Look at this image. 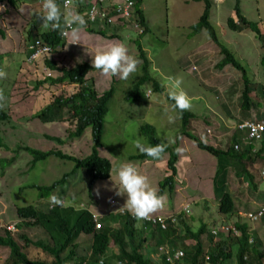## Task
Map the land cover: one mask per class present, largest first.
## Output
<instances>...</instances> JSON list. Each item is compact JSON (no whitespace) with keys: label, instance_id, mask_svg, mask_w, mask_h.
Returning a JSON list of instances; mask_svg holds the SVG:
<instances>
[{"label":"rangeland","instance_id":"1","mask_svg":"<svg viewBox=\"0 0 264 264\" xmlns=\"http://www.w3.org/2000/svg\"><path fill=\"white\" fill-rule=\"evenodd\" d=\"M210 1L208 20L218 40L244 66L251 82L264 84V64L260 61L264 57L263 42L250 30L232 31L227 28L225 21L227 17L233 16L234 0ZM238 2L242 15L256 21L264 33V0H238ZM140 7L148 26L144 35L137 38L134 31L121 29V40H105L83 30L88 35L81 33L77 47L68 44L62 49L61 60L68 67L82 61L92 64L98 50L112 43H123L128 48L129 55L135 57L140 64L135 46V40L138 39L150 61L149 75L158 82L162 90L148 94L147 89H150L143 84L139 89L138 100L128 102L123 97L140 74L139 64L137 72L127 80L105 77L95 68L89 71L85 79L92 80L97 95L106 90L112 78L114 79V92L103 118V132L100 147L97 149L99 155L110 162L109 177L95 180L91 185V196L87 197V176L82 169H75L62 184L56 186L47 196H43L41 201L35 198L37 191L29 185H49L63 173L70 172L73 163L66 159L48 156L29 167L30 155L19 148L26 145L39 150H60L64 154L82 158L89 154L91 149L90 127H86L78 137L69 138L67 134L73 126L59 120L56 111L51 110L50 107L47 108L48 121L36 116L54 96L67 95L73 92L76 86L63 83L43 84L34 88L33 82L42 76L39 68L26 62L21 63L20 71L13 68L17 66L14 59L17 51L21 53L24 51V38L20 27L32 21L37 13V4L35 0H21L15 8L1 11L0 29L4 30L5 38L0 37V53L9 52L11 56L8 59L10 64L5 63L6 66L0 70L6 73L5 78H0V90L4 97L0 100V109L8 114V119L0 120V140L7 145V148H0V159L13 156V160L12 163L4 161L0 163V224L10 226L11 223L21 222L15 212L16 206L35 204L42 208L43 204L49 202L51 195H56L66 202L81 204L84 208L101 215L119 210L127 211L121 208L127 197L117 196L115 194L117 189L114 187H119L117 171L121 165L132 163L141 174L148 177L156 189L158 181L168 173L165 167L166 153L156 161L128 159V155L139 152L135 147L136 141L148 146L139 131V126L144 123L153 126L155 136L160 142L167 143L168 146L175 145L176 149H183L179 154L176 151L178 158L175 188L170 194L164 191L162 195L166 196L165 207L153 215L163 217L187 203L190 211L185 221L190 222L193 229L198 221L212 223L214 219L212 209L217 204L211 188L215 158L198 149L191 139L179 132V117L165 98V95L173 90L170 78L182 79L181 89L188 95L192 104L188 111L197 116L189 122L188 131L205 139V143H211L218 148H225L228 144L232 133L231 126H235L237 120L244 118V114L250 118L254 115L255 109L263 110L264 102L255 92L250 93L251 100L257 101L258 107L241 111L239 72L229 65L222 70L217 69L215 63L221 58L219 48L203 29L192 33L190 26L197 21L202 12V1L142 0ZM69 13L64 12L65 16ZM191 65H194L193 70ZM232 82L236 83L237 91L230 90V93L228 88L234 85ZM224 88L225 91H222ZM213 114L216 116L213 117ZM170 117L173 119L170 120ZM202 118H207L212 123L206 124L200 120ZM205 129H208L210 134L206 133ZM48 135L61 139L62 143L46 138L45 136ZM253 145L255 146L256 142ZM253 172L257 181L258 175ZM225 182L228 191L233 195L237 209L251 208L249 202L253 200L256 203L264 202V179L259 180L257 184L258 189L262 191H251L250 188L244 187L242 178L234 176L233 171L228 169ZM97 189L99 196L96 194ZM110 198L115 202L113 205L108 203ZM205 205L208 211L204 210ZM229 220L233 222L232 217ZM263 226L257 225V230H262ZM20 231L25 232L29 239H46L42 237L44 233L42 234L40 227L36 225L32 227L21 225ZM203 237L204 235H201L202 239L205 238ZM77 241L80 247H86L88 239L79 235L75 242ZM83 251L87 253L88 249ZM7 254L8 249L0 247V264H6ZM26 254L30 258L35 256L49 258L48 254L33 247H30Z\"/></svg>","mask_w":264,"mask_h":264},{"label":"trees","instance_id":"2","mask_svg":"<svg viewBox=\"0 0 264 264\" xmlns=\"http://www.w3.org/2000/svg\"><path fill=\"white\" fill-rule=\"evenodd\" d=\"M61 1L56 0L59 6ZM89 1L74 0V6H77L74 9V13L86 18L84 13L90 6ZM112 1L114 7L117 3L122 2V0ZM193 1H202L203 9L197 21L190 26L192 33H197L203 29L211 41L219 48L221 58L215 63L217 69L222 70L229 65L239 72V80L241 82L239 92L240 110L248 111L257 108L258 102L251 100L250 93L255 92L258 98L264 102V84L251 82L244 66L218 40L215 30L208 20L211 1ZM0 2H6L11 8H15L21 0H0ZM130 3L133 12L129 21L134 19L141 26L142 33L137 34V38H139L148 30L140 7L142 0H130ZM96 5L99 8L103 6L102 3H97ZM39 8L37 6V9ZM107 11L109 14L112 13V7H107ZM61 13L62 19L60 27L57 29L41 26L43 21L37 19L36 14H43V10L35 13L30 23L20 27L24 38V51L22 53L17 51V55L14 58L17 66L13 68L20 71L21 63L25 62L29 55L38 52L36 58L31 60L32 65L39 69L47 68L54 75L43 76L39 80H35L33 82L34 88L43 84L61 85L63 83L76 86V89L67 95L58 94L54 96L36 116L48 121L47 108L50 107L51 110L56 111L59 120H63L68 125L73 126V129L68 131L67 136L69 138L78 137L89 126L92 140L91 149L89 154L82 158L64 154L60 150H39L26 145L21 146L19 149L30 155L29 167H32L37 161L46 159L48 156L66 159L73 163V169L70 172L63 173L60 178L49 185H29L30 188L38 192V197L47 196L56 186L62 184L66 177L73 173L75 169H82L87 175L86 193L87 197H90V189L93 182L107 179L110 174L111 166L109 160L100 156L97 149L100 147L103 132V118L107 112L108 102L114 92V79L112 78L106 90L97 95L94 91L92 80L88 81V79H85V75L93 69L89 63L82 61L75 63L71 67L63 63L61 60L63 55L60 50L63 49L66 42L62 32L68 29L64 23L65 15L62 10ZM1 15L2 12H0ZM225 22L227 28L232 31L250 30L263 42L264 46V33L256 21L249 20L242 15L238 0H234L233 16L227 17ZM2 26L4 27V23ZM109 27L111 26L103 24L96 27V24L87 22L84 30L98 34L106 39L121 40V30L113 26ZM0 37L5 38L3 29H0ZM135 46L141 61L139 64L140 74L123 97L128 102L138 100L139 89L143 84L149 87L150 90L147 89V91L150 93L162 90L158 82L149 75L150 61L138 39L135 40ZM41 47H46L47 49L43 50ZM10 56L9 52L0 53V70L3 66H6L5 63L10 64V61H8ZM260 61L264 64V57ZM232 83L234 85L228 88L230 93L234 90L237 91L236 83ZM225 89L222 91H225ZM165 98L171 107L173 101L169 99L167 94ZM226 110H228V107H226ZM176 113L180 121L179 132L191 139L198 149L204 150L215 158V173L214 179H212L215 183V191L220 195L219 208L223 214L230 213L233 208L230 194L225 186L226 178H224V175L227 172L226 167L231 168L236 176H242L247 183V187L254 191L256 186L253 181V171L257 172L259 164L264 166V138L252 149L250 145L243 144L241 141L242 137L245 136V131L235 127L229 137L226 148H218L211 143H205V139H201L198 135L188 131L189 122L191 119H196L197 116L190 111L180 113L177 110ZM254 115L256 120H264V109H255ZM215 116L213 114V117ZM4 118H6V115L0 109V120ZM200 120H203L206 124L212 123L207 118ZM139 131L144 136L148 146L162 143L155 136L152 125L144 123L139 126ZM205 131L209 133L208 129H205ZM45 137L59 144L62 143V140L57 137L49 135ZM234 144L237 145V149L233 147ZM0 148H7V145L1 140ZM165 152L168 155L165 160V167L168 173L157 183V191L161 195L164 191H168L170 194L175 188V162L177 161L175 145L167 146ZM128 159L154 160L140 152L128 155ZM12 160L13 156L8 159H0V163L2 161L11 163ZM15 212L17 217L21 219L31 218L32 221H25L23 222L24 225L40 227L42 234L44 233L42 237H46V239H29L25 232L20 231V226H23L21 222L14 224L12 230H9L6 224H0V246L8 249L5 259L6 264H66L69 261L72 264H98L99 259H102V263L99 264H224L225 262H233V264H264V226L262 230H251L249 233L247 232L246 224L242 223L238 225L242 231L241 236H218L216 242H212L214 237L211 234L206 235V240L201 239V234L204 232L202 224L193 229V225L185 221L189 213L185 215L180 209L162 217L165 219L163 220L164 227H161L157 221L137 223L134 218L129 216L128 211H124L121 214L109 213L105 218L104 224L99 229L94 228V222L88 210L76 209L67 203L63 207L53 206L52 208L46 207L43 209L38 208L35 204L16 206ZM171 217L175 218V225L170 221ZM113 224L115 225L113 226ZM257 233L261 234L260 238ZM250 234L253 236L251 243L248 242ZM79 235H83L84 238L88 239L86 247H80L78 241L75 242ZM203 246L206 248L205 250ZM30 247L40 249V251L48 254L49 258L43 256L28 257L26 252ZM158 247L164 249L159 250ZM86 248L88 252L84 253L83 250H86ZM165 249L169 250L166 251ZM175 249L180 250L181 254L174 263H171L168 258H171L172 251ZM205 255L207 256L206 259L204 258Z\"/></svg>","mask_w":264,"mask_h":264},{"label":"clouds","instance_id":"3","mask_svg":"<svg viewBox=\"0 0 264 264\" xmlns=\"http://www.w3.org/2000/svg\"><path fill=\"white\" fill-rule=\"evenodd\" d=\"M35 1H36L37 6L40 7L39 9H37V13H38V11L43 10V14H36V17H37V19L43 21L41 26L44 28H49V27H51L53 29L59 28L60 22L62 19L61 10H62L63 14H64V12L65 13L71 12L67 16L64 17V23H65V26L68 30L62 32V35H64L65 42H66L63 49H65V47L68 44H70L73 47H77L78 43H80V40H81V33L86 34L84 32L85 31L84 28L87 25V21L85 20V18L83 16L74 13V9L77 7V6H74V3H75L74 0H67L68 1L67 6H63V3L65 0H62L60 2L61 3L60 6L57 4L56 0H35ZM0 3L3 4V6H0V12L3 10L5 11V10H8L11 8L6 2H0ZM132 21H135V20L133 19ZM89 24H96V27L98 25H101V24L108 25V24H105L103 22H94V23H89ZM109 25L111 27L113 26V27L119 28L120 30L121 29L122 30H132L136 33V35L142 33V28L139 24H138V26L141 28L140 32H138L136 30V28H133L132 24H130V23H128V26H126V27H121L120 25L116 26L114 24H109ZM111 27H109V28H111ZM101 28H103V27H101ZM87 33H89V32H87ZM89 34L98 35V34H94L92 32ZM86 35H88V34H86ZM98 36H100V35H98ZM100 38L107 40L106 38H104L102 36H100ZM69 39H71V40H69ZM109 40H113V39H109ZM41 48L43 50L47 49L46 47H41ZM62 52H63V50L61 51V53ZM37 55H38V52H35V53L29 55L27 57V59L25 60V62L27 64H32L31 60L36 58ZM138 64H139V61L135 57L129 55L128 48L123 43H112V44L107 45L104 48L98 50L93 57L92 64H90V65H93L92 67L95 68L96 70H98L101 73V75H103L105 77H119V79H121V80H127L132 74L137 72ZM193 66L194 65L190 66L191 69ZM40 71H41L40 74L42 75L41 77L54 75V73L52 71L48 70L47 68H40ZM5 77H6V73L3 71H0V78H5ZM170 80H172L173 90L169 92L168 96H169V99L171 101H173V104L171 105L172 110L173 111L178 110L180 113H183L184 111L190 110L192 107L191 100L188 97V95L181 89L182 79L170 78ZM3 98H4L3 92H2V90H0V100H2ZM4 114L6 115V118H4V119H8V114L6 112H4ZM169 119L172 120L173 118L170 117ZM245 120H247V119H245ZM248 120H256V119L252 118V119H248ZM242 121H244V120H242ZM242 121H239V122H242ZM239 122H237V123H239ZM237 123L235 124V126H233V129L236 127ZM241 141L243 144L250 145L252 147V149H254L258 143V142H256V145L254 146L253 145L254 142L249 144L246 141H243V140H241ZM167 146H168L167 143H159V144L152 145V146H145L144 144L140 143L139 141L135 142V147L137 148V150L140 153H142L148 157L153 158L154 159L153 161L161 159L162 156L164 155V153L167 154V152H165ZM233 147L235 149H237V145L234 144ZM225 148H226V146H225ZM176 151L179 154L183 151V149L178 148V149H176ZM162 162H164V161H162ZM214 169H215V166L213 168V174L211 176L212 194H213V198L217 200V204H215L214 208L212 209V212L214 214V219L212 220V223H210V224H206L205 222H202V221H198V224H197V226L202 224V226L204 228V232L201 234V235H204V237H205L204 239L205 240L207 239V236H206L207 234L213 235L214 239L212 242H216V238L218 236L239 237V236H241L242 231L238 227V225H241L242 223L246 224L247 232H249V233L251 230L256 231L257 225H261V224L264 225V215L259 214V210H260V208H264V204L262 202L256 203L253 200V201H250V204L253 207L252 206H251V208L240 207L237 209L236 204H235L234 199H233V195L231 192L228 191L226 182H225L226 190L230 194L233 209L228 214L227 213L223 214L221 212V210L219 208L220 195L216 193L215 183L213 182V179H214L213 176L215 173ZM228 169H231V168H229L227 166L226 167L227 172H228ZM176 170H177V168H176ZM227 172H225V175H224V178H226V179H227ZM256 173H257L258 178H259L258 180H263L264 179V166H261L260 169L257 168ZM233 174H234V172H233ZM234 176H236V175L234 174ZM117 177L119 180V187L114 186L115 189H117L115 194L117 196H126L127 197L123 207H121V208L127 209L129 216L131 218H134L137 223L144 222V221L145 222H151L148 219H150L151 216H158V215H153V214L164 209L165 203H166V196L158 194L157 189L152 186L148 177L146 175L141 174L139 172V170L132 163H126V164L121 165V167L117 171ZM236 177L242 178L244 180V183H245L244 187L248 188L247 183L242 176H236ZM253 181H254L255 186H256V188L254 190L259 191V189L257 187L258 183H257V181H255L254 174H253ZM96 194H97V196H99V189L96 190ZM35 198L39 199V201L43 200L42 197H38V192H36ZM110 200H112L113 202L109 203ZM65 203L71 205L73 208H76V209L77 208L86 209L81 204H75L73 202H66L65 200L60 199L56 195H51L49 198V202H47L46 204H43L42 208L41 207H38V208H40V209H43L46 207L52 208L53 206L63 207V206H65ZM108 203L112 205L115 202L113 199L110 198L108 200ZM210 207H211V205H210ZM214 209H215V212H214ZM86 210L89 211L90 217H91L92 221L94 222V224H95V222L99 223V226L98 227L94 226V228L99 229L100 227H102V225L105 222V218L109 213H107L105 215H101V214H97V213L93 212V210H89L88 208ZM204 210H207V211L209 210L207 205L204 206ZM124 211H126V210H119V211H116L112 214H121ZM180 211H183L184 214L187 215V213H189V205L187 203L183 204L180 208ZM93 215L95 216V218H93ZM103 216H105V217H103ZM231 217L233 218V222H231L229 220ZM20 221L23 224V226L32 227V226H26L23 223L25 221H32L31 218H22V219L20 218ZM170 221L175 225V218L174 217H171ZM6 225L8 226L7 228L9 230H12L14 223H11L10 226L8 224H6ZM114 225L115 224H113V226ZM197 226H195V227L197 228ZM257 235H259V233H257ZM252 239H253V236H251V234H250V237L248 238V242L251 243ZM192 243H193V240H192ZM203 248H204V246H203ZM158 249L160 250V249H164V248L158 247ZM205 249L206 248H204V250ZM165 250L168 251L169 249H165ZM178 251H180V250L175 249L174 251H172L173 252L172 256ZM204 258L206 259L207 256L205 255ZM169 261L171 263H174V261H176V259L169 260ZM99 263H102V259H99L98 264Z\"/></svg>","mask_w":264,"mask_h":264},{"label":"built area","instance_id":"4","mask_svg":"<svg viewBox=\"0 0 264 264\" xmlns=\"http://www.w3.org/2000/svg\"><path fill=\"white\" fill-rule=\"evenodd\" d=\"M90 6L84 13L86 18L85 20L89 23L94 22H103L105 24H114V25H120L121 27L128 26V23L132 24L133 28H136L138 32L141 31V28L138 26V24L135 21H129L132 18V8L130 0H122L121 3H117L114 7V3L112 0H90L89 1ZM102 3V8H99L96 4ZM68 1L65 0L63 3V6H67ZM0 6H3L2 3H0ZM107 7H112V13H108ZM128 22V23H127ZM149 93V91H147ZM236 128L244 130L245 136L242 137L243 141H246L247 143L251 144L253 142H259L264 138V120H244L242 122L237 123ZM113 201L110 200L109 203H112ZM259 214L264 215V208H260ZM93 218L95 216L93 215ZM151 222H159L161 227H164L163 218L159 216H151L150 219ZM95 227L99 226L98 222H95ZM181 254L180 251L176 252L171 258H168V260H174L177 259L178 256Z\"/></svg>","mask_w":264,"mask_h":264},{"label":"crops","instance_id":"5","mask_svg":"<svg viewBox=\"0 0 264 264\" xmlns=\"http://www.w3.org/2000/svg\"><path fill=\"white\" fill-rule=\"evenodd\" d=\"M2 24H3V23H2ZM91 66H93V65H91ZM148 94H149V93H148ZM243 117H244V118H240L239 120H237V122L242 121V120H245V119H247V120H248V119H252V118L254 119V118H255V115H253L252 117L249 118L247 115L244 114ZM218 125H219V124H218ZM220 126H221V125H220ZM221 127H222V128H226V127H224V126H221ZM227 128H228V127H227ZM231 129H232V131H233V126H231ZM177 158H178V157H177ZM175 166H176V163H175ZM260 168H261V165L259 164V165H258V169H260ZM259 191H262V190H259ZM249 203H250V202H249ZM262 203L264 204V202H262ZM112 205H113V204H112ZM258 237L260 238V237H261V234H260ZM230 263L233 264V262H230ZM230 263H227V264H230Z\"/></svg>","mask_w":264,"mask_h":264}]
</instances>
